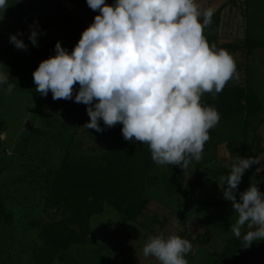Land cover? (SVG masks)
<instances>
[{
	"label": "rangeland",
	"instance_id": "obj_1",
	"mask_svg": "<svg viewBox=\"0 0 264 264\" xmlns=\"http://www.w3.org/2000/svg\"><path fill=\"white\" fill-rule=\"evenodd\" d=\"M41 1L9 0V7L0 19V64L7 68L9 81L16 83L10 93L0 90V203L11 215L10 224L0 220V264L30 263L31 248L36 243V225L54 212L43 199L54 172L65 162L75 163L80 159L75 152V155L64 156L75 133L76 124L73 122L81 117L85 105L72 99H58L60 114L35 100L41 95L35 91L31 74L49 54L47 46L53 50L55 43L50 42L53 37L38 35L37 46L34 47L28 42L26 32L22 39L29 48L19 50L9 43L8 36L19 32L15 29L18 26L23 28L35 21L39 31L49 29V33L57 34L54 38L61 47L70 50L98 13L89 9L85 0H70L75 12L47 14L46 8L54 7L53 0ZM239 1L243 0H197V3L201 10L210 8L212 12L225 5L218 23L219 39L231 41L250 36L264 40V2L249 3L244 16L242 7L238 6ZM105 3L111 4L112 0H105ZM209 30L208 26L204 28L203 35ZM41 39L48 42L43 44ZM252 55V61L247 62V84L264 105V47L254 50ZM14 76L20 84L13 79ZM243 81L242 69L240 72L236 69L234 78L225 86ZM242 120L241 115L219 120L217 138L212 143L209 141V147L202 151V158L192 161L187 168L155 165L146 189L151 199L142 213L147 220L165 217L167 221L163 226H156L154 232H149L151 227L142 228L128 223L112 207H106L102 215L91 218L86 243L68 249L63 258L53 264H158L153 257H144L141 251L148 238L157 232L165 237L175 234L189 240L192 247L185 257L188 264H231L236 249L229 245L228 240L233 237L231 225L237 214L231 209V202L222 198L224 185L220 184L219 178L228 174H219V171L229 170L236 155L243 157L244 148L239 139ZM26 122H29L31 130L25 127ZM120 128L121 125L118 130ZM252 128H255V134ZM246 130L249 135L247 144L252 146L243 158L251 156L259 163L250 166L254 173L248 175L247 181L242 175L237 192L253 184L264 193V106L246 118ZM252 135L256 136L253 141ZM232 140L235 142L229 146ZM136 142L129 140L128 143ZM169 178H173L174 183L175 194L172 197L166 196L164 190L165 181ZM240 185H244L242 189L238 188ZM250 248L247 253L251 254L245 264H264V240L252 243Z\"/></svg>",
	"mask_w": 264,
	"mask_h": 264
},
{
	"label": "clouds",
	"instance_id": "obj_2",
	"mask_svg": "<svg viewBox=\"0 0 264 264\" xmlns=\"http://www.w3.org/2000/svg\"><path fill=\"white\" fill-rule=\"evenodd\" d=\"M85 3L98 14L70 52L57 41L54 55L38 63L31 74L35 91L85 105V129L99 133L104 129L98 122L105 128L120 124L123 139L146 144L157 165L183 170L199 161L209 130L220 119L214 106L201 104V96H215L236 73L227 50L208 44L203 35L212 10H201L197 0ZM8 7L9 0H0V19ZM28 29L27 40L35 47L42 33L35 21ZM21 36L10 34L8 41L26 50ZM14 84L0 64V90L10 93ZM257 163L254 157L236 155L228 175L219 178L222 198L237 214L231 232L241 248L264 240V193L253 184L237 192L244 172ZM191 247L178 235L156 234L141 251L158 264H188Z\"/></svg>",
	"mask_w": 264,
	"mask_h": 264
},
{
	"label": "trees",
	"instance_id": "obj_3",
	"mask_svg": "<svg viewBox=\"0 0 264 264\" xmlns=\"http://www.w3.org/2000/svg\"><path fill=\"white\" fill-rule=\"evenodd\" d=\"M255 1L257 0L239 1L238 6L242 7L244 16L249 10V3ZM261 1L264 2V0ZM224 7L225 5L212 12L211 23L208 25V30H210L204 37L208 44L214 45L218 49L227 50L235 61L236 69L239 72L242 69L244 81L231 86L224 85L215 96L205 92L202 94L200 102L202 105L214 106L219 113V120L242 116V132L239 139H241V147L244 148L242 152L244 157V154L252 146L247 144L249 135L246 130V118L259 112L264 106L247 84V62L252 61L254 50L264 47V40L254 39L250 36L231 41L228 38L219 39L217 36L218 23ZM71 50L72 48L68 51ZM48 52L46 58L54 55L53 50H47ZM37 53L40 54V52ZM15 81L19 83L18 79ZM75 90L76 85H73V95ZM35 100L51 111L56 112L60 109L57 103L58 99L53 101L50 92L43 98L42 96L35 97ZM83 110L81 117L73 122L76 124L75 133L67 144L68 150L64 156H71L75 152L81 160L79 159L75 163L65 162L54 172L52 181L43 195L45 205L54 212L36 225L34 236L36 243L31 248L29 264H53L60 261L68 249L84 245L90 233L91 218L102 215L106 207H112L122 220L128 223L142 228L151 227L149 232H154L156 226H163L167 221L163 216L147 220L142 213L147 201L151 199L146 192L147 182L150 181V174L156 165L150 158L147 145L139 141L128 143L129 141L122 140L120 129L118 130L120 124L108 129L100 124L104 130L99 133L93 129L83 128L88 120L85 107ZM59 113L61 114L60 111ZM216 125L209 130V139L204 144L203 150L209 147L207 146L209 141L212 143L217 138L218 127ZM251 130L255 134V128ZM34 133L38 134V131ZM251 137V141L254 137L256 138L254 135ZM234 142L235 140H232L229 146ZM77 149H80L81 152ZM196 171L199 172V169ZM228 173V169L219 171V174ZM252 173L254 171L251 167L244 172L243 176L246 177V181L248 175ZM173 184V178L165 181L164 190L168 197L175 194ZM243 186L240 185L238 188L242 189ZM0 220L6 223L11 220L10 213L1 203ZM208 234L205 233V235ZM228 243L236 249V255L231 264H245L251 254L247 253L250 252V246L241 248L238 239L234 236L228 240Z\"/></svg>",
	"mask_w": 264,
	"mask_h": 264
},
{
	"label": "crops",
	"instance_id": "obj_4",
	"mask_svg": "<svg viewBox=\"0 0 264 264\" xmlns=\"http://www.w3.org/2000/svg\"><path fill=\"white\" fill-rule=\"evenodd\" d=\"M66 1H68V3H70L71 5H73V3L72 2H70V0H66ZM44 2H49V0H42L40 3H44ZM54 0H53V4H54ZM74 6V5H73ZM59 11H65V10H58V9H55L53 6H50V7H47L46 8V11H45V13H47V14H49V13H52V14H54V12H59ZM67 12H71V11H67ZM46 15V14H45ZM81 15V14H80ZM83 15V14H82ZM83 17V16H82ZM30 19H32V18H28V20H30ZM20 20H22V19H20ZM24 20V19H23ZM31 24V22H29V23H27V25H24L23 26V28L21 27L20 28V26H18L17 28H15L16 30L17 29H19V33H21L22 35H26V32H27V35H28V32H29V29H28V26ZM42 27L44 28V25H42ZM40 32H42V35H44V36H50V38L51 37H53V40L52 41H50L51 43H56L58 40L57 39H55L54 37L55 36H57V34H52V33H49L50 32V30L48 29H44V30H41ZM19 38H22V36L21 37H19ZM29 42V41H28ZM40 42H42L43 44H44V42H48V40H45V39H41L40 40ZM42 44H40V46H41ZM47 49H49L50 50V48H48V46H47ZM46 59V58H45ZM13 78H15V76L13 77ZM15 80V79H14Z\"/></svg>",
	"mask_w": 264,
	"mask_h": 264
},
{
	"label": "water",
	"instance_id": "obj_5",
	"mask_svg": "<svg viewBox=\"0 0 264 264\" xmlns=\"http://www.w3.org/2000/svg\"><path fill=\"white\" fill-rule=\"evenodd\" d=\"M54 7H55V9H58V10H65V11H71V12H75L76 11L75 6L71 5L66 0H55ZM25 127L27 129H30V130L32 129V127H30L29 122L25 123Z\"/></svg>",
	"mask_w": 264,
	"mask_h": 264
}]
</instances>
